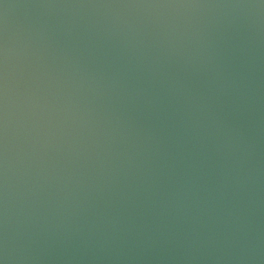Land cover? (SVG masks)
<instances>
[{
  "label": "water",
  "instance_id": "95a60500",
  "mask_svg": "<svg viewBox=\"0 0 264 264\" xmlns=\"http://www.w3.org/2000/svg\"><path fill=\"white\" fill-rule=\"evenodd\" d=\"M0 264H264V0H0Z\"/></svg>",
  "mask_w": 264,
  "mask_h": 264
}]
</instances>
